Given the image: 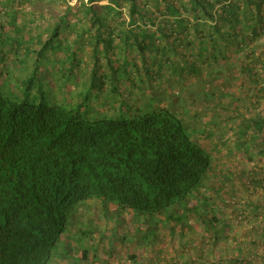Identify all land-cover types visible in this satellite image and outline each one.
<instances>
[{
	"label": "trees",
	"instance_id": "trees-1",
	"mask_svg": "<svg viewBox=\"0 0 264 264\" xmlns=\"http://www.w3.org/2000/svg\"><path fill=\"white\" fill-rule=\"evenodd\" d=\"M90 200L194 201L186 264H264V0H0V264H51Z\"/></svg>",
	"mask_w": 264,
	"mask_h": 264
},
{
	"label": "rangeland",
	"instance_id": "rangeland-1",
	"mask_svg": "<svg viewBox=\"0 0 264 264\" xmlns=\"http://www.w3.org/2000/svg\"><path fill=\"white\" fill-rule=\"evenodd\" d=\"M75 1L76 0H74V2ZM200 140L206 146L211 147V144L215 139H211L209 141L202 137L200 138ZM227 159L228 158L224 156L223 162H227ZM230 160L234 162V158H231ZM192 202L194 204L196 203L194 201H191L190 204H188V202L181 203L177 207H171L165 210L163 215L160 216L150 217L149 215L135 213V219L130 218L132 215H129L130 217L126 216L127 220L124 217H119L122 216L120 214H112L109 219L106 220L104 219V214H101L99 211H95L94 216L92 217L93 224L89 229L92 234H90L88 237H83L82 242H80L79 240V238L82 237L81 234L77 235L76 239H74V236H72L73 239H71V242H73L74 244L77 243V246L82 247H79L78 249H89L91 255L93 251L95 253L98 252L99 247H97L96 244L101 243L100 239H95L94 233L102 236V242L105 243V247L108 252L102 251V253H97L96 256H99L102 259L99 260L97 257L96 258L98 260V264H109V261L105 262V257L107 256L110 258L111 253H113L114 251V245H117L116 243L120 244L121 238L122 241H124L126 238L128 240V238L130 237V231L135 230L139 231L138 235L144 236L141 238V241L138 245L130 244V242L128 241L125 245V251L128 250L130 253L136 255V258H140L137 264H186L187 259L189 260L190 256L195 254V251H197L199 247H201L204 237V225L201 222V215L199 217L192 215V218H190L189 216L188 207L192 205ZM111 217H113V220H110ZM105 221H108L109 224L104 223ZM114 223L116 224L114 225ZM125 223L129 224V227L127 229L129 233L123 232L124 225L125 227L127 225ZM119 224L122 227H120ZM190 226H192L191 231L185 229L186 227ZM106 227H110V233L107 232ZM77 228H79L78 225ZM85 230L87 233V228H85ZM182 231L184 232V234L182 233ZM68 235L70 234H68L67 232L65 237H67ZM206 236L208 237V235ZM161 242L163 243L161 244ZM93 243H95V246L92 245ZM228 243L229 245H233L234 241L230 240ZM65 246L66 249L63 248V250L64 252L66 251V258V255H68L70 251L73 250L75 252L76 246L70 248L68 245ZM147 251L155 254L156 260L154 262H152L151 258L147 256ZM184 252L187 253L186 258H183L185 256ZM57 253L58 255L55 256L51 264H60L58 262L60 260V252L58 251ZM71 255L69 254L67 256V259L69 261L75 262V260H79L78 258H75ZM218 255L219 254H217V256ZM230 255H232V253ZM64 260L67 262L66 259ZM84 264H86V262H84Z\"/></svg>",
	"mask_w": 264,
	"mask_h": 264
},
{
	"label": "crops",
	"instance_id": "crops-1",
	"mask_svg": "<svg viewBox=\"0 0 264 264\" xmlns=\"http://www.w3.org/2000/svg\"><path fill=\"white\" fill-rule=\"evenodd\" d=\"M79 211L80 212H77L76 215L73 217V224L75 226L72 229L73 231H71V233H68L70 235H68L67 237L64 236V238L62 239V243H61L60 248H59V252H60L59 255H60V260L61 261L59 260L58 262L60 264L61 263L62 264L63 263L64 264H73V263H75V264H84V262H82V258L85 255L84 254L85 250L84 249H82V250L81 249H78L81 246H77L76 241H75L76 244H74L73 242H71V239H73L72 236H74V239H76L77 238V235L81 234L82 231H86L85 228H87V231H89L91 225L93 224V220H92L93 218L92 217L94 216V212L95 211H99L101 214H104L103 216L105 217L104 219H106V220H108L109 217L112 214H115V215L120 214V215H122V216H119L121 218L122 217L126 218V216L130 217L129 215H132L130 217L132 219H135V216H136L133 212H131L129 210L118 212L117 209H115L113 207L106 206L104 203H102L100 201H96V200H90V201H88L85 204V206H83L82 209L79 210ZM110 220H113V217H111ZM126 220H127V218H126ZM104 223L109 224L108 221H105ZM115 224L116 223H114V225ZM125 224H127V223H125ZM77 225H78L79 228H77ZM119 226L122 227L120 224H119ZM128 227H129V224H127L126 227L124 225V231H123L124 233H127V232L129 233V231L127 230ZM134 227H135V224H134ZM106 229H107V232L110 233V227H106ZM138 233H139V231L133 230V231H130V233H129L130 234V237L128 238V240L126 238L124 241H122V238H121L120 239V244L119 243H116L117 245H114V247H113L114 248V251H113V253H111L110 258L107 257V256L105 257V262H107V259H108L109 264H132L131 260L130 259L128 260V257H129V255L133 256L134 254L133 253H130L128 250L125 251V245H126V243L128 241L130 242V244L138 245L139 242L141 241V238L144 236V235H138ZM142 234H144V233H142ZM94 236H95V239H100V241H101V243L96 244V246L99 247L97 253H102V251H104V252L107 251L108 252V250L105 247L106 246L105 243L102 242V238L103 237L100 236V235H97L96 233H94ZM80 242H82V240H80ZM162 243L163 242H161V244ZM70 244H74V245H70ZM65 245H68L69 248L76 246L75 247L76 248L75 249V252L72 250V251H70L69 254L70 255L72 254L71 256H73L75 258H78L79 260H75V262L69 261L67 259V256L69 254L66 255V258H65L66 251L64 252V250H63V248L66 249V246ZM92 245L95 246V243H93ZM97 253H95L94 251L91 253L90 259H89V262H91V264H98L97 258L99 260L102 259L99 256H96ZM146 254H147V256L149 258H151L152 262H154L156 260L154 253H151L150 251H147ZM57 255L58 254H56V256ZM95 257H97V258H95ZM64 259H66L67 262ZM137 259L139 260L140 258L137 257ZM89 262L88 263L86 262V264H89Z\"/></svg>",
	"mask_w": 264,
	"mask_h": 264
}]
</instances>
